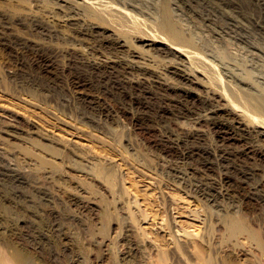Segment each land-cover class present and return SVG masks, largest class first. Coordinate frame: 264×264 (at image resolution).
Here are the masks:
<instances>
[{"label":"rangeland","instance_id":"374dc122","mask_svg":"<svg viewBox=\"0 0 264 264\" xmlns=\"http://www.w3.org/2000/svg\"><path fill=\"white\" fill-rule=\"evenodd\" d=\"M168 25L200 54L231 51L223 60L253 73L264 90V61H246L224 34L231 28L264 51V0H0V158L30 182L19 192L0 184V264H264V195L249 202L233 185L209 188L215 172L173 165L158 144V125L135 122L118 97L86 80L96 66L99 76L127 80L153 106L173 108L180 98L172 87L181 84L191 90L185 108L195 110L202 95L226 108L209 93L206 69L186 70L197 83L168 72L179 59L153 43L168 38ZM130 60L147 70L126 73L121 65ZM240 117L264 129V120ZM191 118H179L170 131L200 128L207 145L236 151L264 182V157L245 159L237 141ZM255 140L264 147V136ZM99 166L109 179L94 174ZM194 210L204 224L193 220ZM232 219L241 220L242 231L229 232ZM187 242L190 248L178 250Z\"/></svg>","mask_w":264,"mask_h":264},{"label":"bare ground","instance_id":"6f19581e","mask_svg":"<svg viewBox=\"0 0 264 264\" xmlns=\"http://www.w3.org/2000/svg\"><path fill=\"white\" fill-rule=\"evenodd\" d=\"M69 7H71V6H69ZM176 9L177 8H175V10ZM178 10H179V8H178ZM215 10H214V12H215ZM173 12H174V10H173ZM173 14L175 15V13H173ZM205 17H206V15H205ZM207 18H208V16H207ZM203 19H204V17H203ZM238 21H240V20H238ZM168 27H169V25L167 26V28H164V30L168 33V38L167 37L166 38H162V37L159 38L158 37L159 39H157V40H154V39L151 40V41L154 40L153 43L154 42L155 43H159V44L163 45L164 47H166L172 53V55L175 56V58L179 59L178 62H175V65H173V66L170 65L169 66L168 72H170V74H173L174 76L179 78L181 81H184L186 83H195L196 81L192 80L191 75L188 72H186V70L188 71V67L190 68V71L192 69H194L195 72H199L197 68H200L202 70L206 69L205 71H206V74L208 76H206L203 73H202V76L206 79V82L209 83V85L212 86V87L210 86V88H208V89H210L209 93L221 98L223 103H224V106H226V108L217 106L214 103L213 98L209 97V95H202V96H200L198 98L199 106L195 110H190V109L185 108L186 106L185 107L183 106L182 99L184 98V96L189 94L191 92V90L188 89L187 87H181V84L179 86H173L172 87L176 91H178L177 92L178 93V97L180 98V99L177 98V100L174 101V104L172 105L173 108L165 107L163 105L162 106H160V105L159 106H153V105L145 102L146 100L144 99L145 100L144 101L139 96V94H138L139 92L137 93L135 90H133L131 88L132 86L129 87L127 85V83H128L127 80H126L127 81V83H126L125 80H121L120 78L119 79L115 78L114 75L113 76L111 75V76H108V77H103L104 75L103 76H99L98 75L99 73H98V70H97L96 66H91L92 67L90 69L91 73L88 71V73H90V74L85 75L86 80H88L90 82V83L89 82L88 83L91 84L92 86L96 87L97 89H99L101 91H104L106 93H109L112 96L118 97V99L121 101L122 105L126 106L127 109L130 110L129 112L132 113L133 120L135 122L143 124V125H146V126L148 124L158 125V127L161 129V132H159V133L160 134L162 133V135L159 136L161 138H160V141L158 140L159 141L158 144H159L161 150L166 154V156L170 158L169 160L173 163V165L175 164V166H177L176 164H178V163L185 164V162H188V163L194 164L199 170L207 171V172H211V173L215 172L216 173L215 175H217V178H212L213 181H211V182H209L207 184L209 188L215 189L217 187L215 183L218 182V184L220 185V188H221V186L223 184L233 185L234 187H236L238 192L242 191L240 193L242 195L241 197H244V200L245 199L249 200V202L250 201L253 202L255 199H257V197H263V195H264L263 193L264 192L261 193V191H262L261 188L263 186L262 183H264L261 180L262 178L261 179H257L256 178V176H257L256 171L254 172L252 168L250 169L245 164V162L242 163L241 161H239L238 157L236 156L238 153L235 154L236 151L234 153V151L231 152L230 150L224 149V148H223V150H219V151L217 150L216 151L215 149H213L214 147L212 148L209 145H207V143H205L206 141L204 140V135H203V133H201L202 131L201 132L199 131L200 128L198 129V128L195 127L198 130L194 131L195 129H191L192 127H190V128L188 127V129L180 127L183 130L178 132V133L171 132L170 128H169L170 124H172V123L179 125L180 124V122L178 121L179 118H184L186 116L187 117H192L191 120H192L194 125L203 123V124L209 126L210 128L214 129L221 138L223 137L226 140H235V141H237V143L241 146V149H240L239 153H242V155L245 157V159L246 158H252L251 156L253 154L258 155L260 157H264V147L260 146L261 144L260 145L257 144V141L255 140V137L258 138V136H264V129L263 130H257L255 128V125L247 124L245 121L242 120L241 117H240L241 119L239 118V115L244 114L245 116L250 118L249 120L251 122H254L255 120H257L258 122H263V120H264L263 117H257L258 116L257 114H260L261 116H264V90L262 91L260 89L261 87L258 86L259 82L261 80L258 82V77H257L256 80L255 79L252 80L253 79L252 76H254V75H252L253 73L251 74L250 71H248V70L240 71V69L238 68L237 63H235L233 61H229V60H228V62L224 61L223 58L229 59L230 55H232V54L229 55V53L231 51L230 52L227 51V53H226V52H224L225 50L224 51L223 50H221V51L219 50L220 51L219 52L220 56L217 55V54L216 55L215 54H207V53L206 54H200L201 52H196V51L191 50V47L189 48V46L193 43L192 40L184 38L182 36V33H180L175 28H173L171 26L169 28ZM223 29H225V28H223ZM226 29H227V27H226ZM229 29H230V31H228V32L224 30V34L226 33L225 35L227 37L231 38V41L233 42L232 44L234 45V47H236L235 50L240 51V54L241 55L243 54L242 57H244L245 60L246 59L248 61H251V60L255 61L256 60L255 62L260 61V62L263 63V61H264L263 60V53H264L263 49H261V47L259 48L255 44H252L251 42L253 40L251 42H249L247 39H245V37L240 36V34L238 35L237 34L238 32H236L234 30L232 32L231 28H229ZM247 29H249V28H247ZM210 31H212V30L210 29ZM257 31H258V29H257ZM200 33L203 34L202 32H200ZM221 35L223 36V34H221ZM255 37H257V36H255ZM212 38L214 39V37H212ZM205 40H207V39H205ZM257 42H259V41H257ZM194 46H195V44H194ZM218 47H219V45H218ZM218 49H217V51H218ZM213 51H214V48H213ZM123 59H124V57H123ZM231 60H232V58H231ZM108 62H110V61H108ZM93 64H94V61H93ZM200 64L203 65V66H201ZM252 64H255V63H252ZM144 65H142V66L136 65L130 60V61H127L125 63L123 62V65H121V67L123 66L124 69H126V73H130V72H133V71H131L133 69H138V70L139 69L140 70L146 69L147 70V68ZM177 65H180L181 67H179ZM118 66H120V65H118ZM257 66H258V63H257ZM86 67H87V64H86ZM252 67H254V66H252ZM252 67H251V69H252ZM169 69H171V70H169ZM88 70H89V68H88ZM257 71H260V70H257ZM84 72H86V71H84ZM116 72H117V70H116ZM137 73H135V74H137ZM147 75H149V74H147ZM136 76H137L136 78H139L138 74ZM158 76H156V77H158ZM121 77H122V75H121ZM123 77H124V75H123ZM130 79H132V78H130ZM160 79H163V77L160 78ZM135 83H136V85H138L137 84L138 82L135 81ZM162 83L165 84V81L163 80ZM262 85H263V83H262ZM170 86H172V85H170ZM118 99H116V100H118ZM232 115H236V116L232 117ZM254 115H256V118H255ZM81 118H84V117H81ZM130 119H131V117H130ZM181 126H182V124H181ZM191 126H193V125H191ZM229 147H230V145H229ZM4 159H5V157H4ZM4 159L0 158V184L5 183L8 186H10L12 189H14L16 192L18 190H21L22 188L26 187L27 185H29V183H30L29 179H27V177L21 172V170L14 165L15 163L12 164L11 160H10L11 161L10 162L9 160L6 161V159L5 160ZM86 161H89V160H86ZM242 161H244V160H242ZM92 165L94 166L93 162H92ZM98 165H100V164H98ZM78 167H80V166H78ZM81 169H83V168H81ZM89 172L90 171H87V173H89ZM95 172L98 174V176L99 175L102 176L105 180L108 178L109 173H110L109 170H107L106 168L100 167V166L97 167L96 170H94V174H96ZM210 179H211V177H210ZM215 190H217V189H215ZM21 191H20V193H21ZM39 193L41 194V193H44V192L40 191ZM259 199H261V198H259ZM163 209H165V208H163ZM196 210L193 211V213H195L194 215H193V213L190 214V212H189V214L191 216H193L192 218H193L194 221H197V222L201 223V225H202L205 222V218L204 217H200L201 214L199 215L198 214L199 212H197ZM183 212H185V211H183ZM225 217H227V216H225ZM225 217H224V219H225ZM229 217H230V215H229ZM229 217H227V218L231 219V217L230 218ZM169 218H170V216H169ZM142 219H145V218L143 217ZM176 221L177 220H175V222ZM175 222H173L172 224H175ZM227 222H228V224H227L228 227H227V225H226V227L228 228V230H229V232L231 234H234V233H236V232H238L240 230L242 231L243 228H244L243 223L241 222V220L240 221L239 220L236 221L235 219L234 220L232 219L230 221L227 220ZM201 225H199V226H201ZM159 229H161V227ZM165 229H167V228H165ZM196 230L197 229L195 228V232H197ZM209 230L210 229H208V231ZM210 233L211 232H209V235H210ZM203 234L204 233L202 232V235ZM180 235L183 236V234H180ZM207 235L204 236V237H207ZM185 236H186V234H185ZM170 237H172V236H170ZM210 239H211V237H210ZM177 244H178L177 245L178 250H181V251L182 250L184 251L186 249L185 247L190 248L188 242L185 243V244H182V245H179V243H177ZM192 248H193V246H192ZM177 252H179V251H177ZM207 261H208V259H207ZM210 262L208 261V263H206V264H211L212 262L211 263ZM25 264H33V262L31 260H26Z\"/></svg>","mask_w":264,"mask_h":264}]
</instances>
